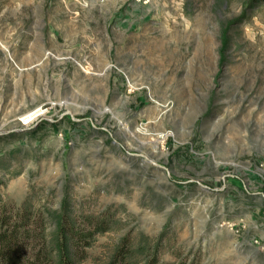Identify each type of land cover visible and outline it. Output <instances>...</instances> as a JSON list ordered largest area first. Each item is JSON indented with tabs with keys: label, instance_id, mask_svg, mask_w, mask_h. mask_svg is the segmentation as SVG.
I'll use <instances>...</instances> for the list:
<instances>
[{
	"label": "rangeland",
	"instance_id": "obj_1",
	"mask_svg": "<svg viewBox=\"0 0 264 264\" xmlns=\"http://www.w3.org/2000/svg\"><path fill=\"white\" fill-rule=\"evenodd\" d=\"M0 204L52 258L90 216L80 264H264V2L0 0Z\"/></svg>",
	"mask_w": 264,
	"mask_h": 264
},
{
	"label": "trees",
	"instance_id": "obj_2",
	"mask_svg": "<svg viewBox=\"0 0 264 264\" xmlns=\"http://www.w3.org/2000/svg\"><path fill=\"white\" fill-rule=\"evenodd\" d=\"M77 218L66 216L61 219L52 258L51 251L45 246L44 222L40 214L28 204L17 208L0 204V264H80L86 256L85 249L100 232L102 222L88 216V221L80 223ZM124 243L106 264H161L153 252L147 253L144 262L136 260L132 256L134 252Z\"/></svg>",
	"mask_w": 264,
	"mask_h": 264
},
{
	"label": "bare ground",
	"instance_id": "obj_3",
	"mask_svg": "<svg viewBox=\"0 0 264 264\" xmlns=\"http://www.w3.org/2000/svg\"><path fill=\"white\" fill-rule=\"evenodd\" d=\"M41 116H45V111H44L43 107H38L35 110H32V111L25 113L22 116L21 121L25 125H29V124L35 122V120Z\"/></svg>",
	"mask_w": 264,
	"mask_h": 264
}]
</instances>
